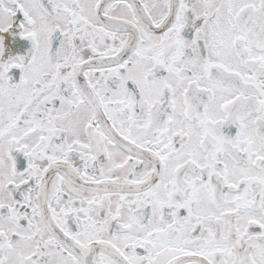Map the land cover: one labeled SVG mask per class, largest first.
<instances>
[{"label": "snow or ice", "instance_id": "snow-or-ice-1", "mask_svg": "<svg viewBox=\"0 0 264 264\" xmlns=\"http://www.w3.org/2000/svg\"><path fill=\"white\" fill-rule=\"evenodd\" d=\"M0 264H264V0H0Z\"/></svg>", "mask_w": 264, "mask_h": 264}]
</instances>
